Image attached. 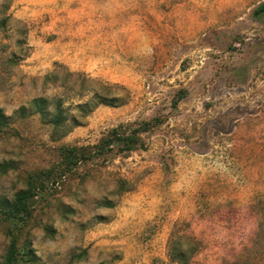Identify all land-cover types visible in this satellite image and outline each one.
<instances>
[{
	"label": "rangeland",
	"instance_id": "obj_1",
	"mask_svg": "<svg viewBox=\"0 0 264 264\" xmlns=\"http://www.w3.org/2000/svg\"><path fill=\"white\" fill-rule=\"evenodd\" d=\"M262 1L0 0V197L62 145L163 120L145 148L46 180L24 226L0 216V264L11 230L16 264L28 247L32 264H264ZM41 96L66 109L56 135L30 114Z\"/></svg>",
	"mask_w": 264,
	"mask_h": 264
},
{
	"label": "trees",
	"instance_id": "obj_2",
	"mask_svg": "<svg viewBox=\"0 0 264 264\" xmlns=\"http://www.w3.org/2000/svg\"><path fill=\"white\" fill-rule=\"evenodd\" d=\"M256 16L264 14V0L260 2L254 9ZM46 75L45 78H48ZM186 91L179 90L173 104L182 99ZM81 105V104H79ZM32 111L30 114H38L40 120L51 126L52 135L62 131L68 122V115L66 109L63 107L62 101L56 99L55 102L47 97H36L31 100ZM19 116L25 117L26 106L22 105L18 108ZM162 118L154 116L150 119L137 121L135 126L131 129H123L121 125L111 127L99 140L93 145L81 146H60L61 160L58 166L42 170L37 175H32V180L29 186L25 189L18 191L13 199L8 200L5 197H0V216L18 227L24 226L32 216L33 199L37 195L40 188L45 187V182L48 179L57 180L62 178L70 170H73L79 164L92 159L95 156L106 157L109 153H129L137 149L145 148V141L142 138V133L151 131L157 127ZM9 125L8 116L4 114L3 109L0 107V129ZM6 163L0 162V172H4ZM40 176V183H36ZM44 229L48 235H52L53 230L45 225ZM11 230V239L5 254L2 264H16L19 260L20 252L17 245V237ZM24 257L28 263L32 264L34 261V254L31 248L28 247L23 250ZM174 256H172L173 258ZM184 262V261H182Z\"/></svg>",
	"mask_w": 264,
	"mask_h": 264
}]
</instances>
